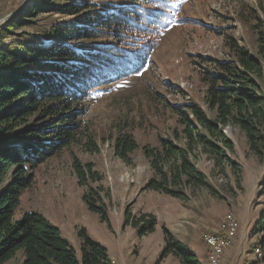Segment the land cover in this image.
I'll use <instances>...</instances> for the list:
<instances>
[{"label":"trees","instance_id":"trees-1","mask_svg":"<svg viewBox=\"0 0 264 264\" xmlns=\"http://www.w3.org/2000/svg\"><path fill=\"white\" fill-rule=\"evenodd\" d=\"M170 0H33L18 19L7 26L26 25L39 13L60 12L72 18L55 22L30 38L0 40V264L23 251L19 264H115L108 248L79 228V249L42 212L22 210V194L36 179V169L56 152L87 136L80 119L86 99L99 84L141 72L161 32L174 19ZM152 37L155 39L152 40ZM57 40H55V39ZM150 38V39H149ZM232 57L213 61L202 74L205 103L179 104L184 113V144L161 138L142 149L154 170L145 189L186 199L188 188L211 187L207 174L192 155L199 148L225 172L240 163L232 152L226 126L238 127L250 153L264 159V34L253 53L247 46L230 43ZM192 115V117L190 116ZM114 151L127 163L140 143L131 131L119 127ZM88 147L99 148L89 137ZM72 165L89 209L111 225L100 189L90 182L102 177L92 162L73 156ZM260 195H264V178ZM125 223L141 235L154 231L153 213L126 211ZM256 231L264 232V202ZM162 257L172 253L181 264H207L186 242L164 228Z\"/></svg>","mask_w":264,"mask_h":264},{"label":"rangeland","instance_id":"rangeland-1","mask_svg":"<svg viewBox=\"0 0 264 264\" xmlns=\"http://www.w3.org/2000/svg\"><path fill=\"white\" fill-rule=\"evenodd\" d=\"M170 1L176 4L174 19L155 37L158 41L149 63L141 72L92 89L85 101L87 111L80 119L90 134L81 133V139L40 164L34 183L21 196V209L42 212L77 249V231L85 227L108 248L115 264H181L172 253L162 257L164 228L190 245L207 264L212 263L205 233L230 236L218 264H264V232L255 229L264 202V195L259 193L264 159L248 151L245 135L238 127L226 126L225 132L234 142L232 156L240 163L239 168L223 172L197 148L193 160L207 174L211 187L188 188L186 199L145 189L154 170L142 149L144 144L158 145L162 137L184 144V113L177 105L198 102L207 108L202 74L214 60L232 57L230 43L257 52L259 37L264 34V0ZM32 3L0 0V19L25 5L0 23V40L11 43L35 34L50 38L46 33L55 22L73 17L60 12L39 13L26 25L9 28V20L18 19ZM262 84L264 88V78ZM120 126L140 143L129 163L114 151ZM89 137L97 144V151L89 149ZM73 156L92 162L102 177L90 184L102 190L111 225L101 221L84 201L89 186L79 183ZM128 209L135 215L155 214V230L141 235L138 228L126 225ZM229 215L235 220L232 232ZM23 257L19 250L6 264H19Z\"/></svg>","mask_w":264,"mask_h":264},{"label":"bare ground","instance_id":"bare-ground-1","mask_svg":"<svg viewBox=\"0 0 264 264\" xmlns=\"http://www.w3.org/2000/svg\"><path fill=\"white\" fill-rule=\"evenodd\" d=\"M227 220H228L229 231L230 232L234 231L236 227L234 218H232V216L229 215ZM218 237L211 233L204 234V240L211 247V248L209 247V258H210L209 261L212 264H218L221 261V257L225 247L231 242L230 236L225 238L223 237L218 238ZM257 251L260 253L259 249H257Z\"/></svg>","mask_w":264,"mask_h":264},{"label":"water","instance_id":"water-1","mask_svg":"<svg viewBox=\"0 0 264 264\" xmlns=\"http://www.w3.org/2000/svg\"><path fill=\"white\" fill-rule=\"evenodd\" d=\"M24 7H25V5L21 9H23ZM21 9L20 10H17V11H12V12L8 13L5 17H3L2 19H0V23H2L3 20H5L6 18L10 17L11 15L13 16V15L19 13L21 11Z\"/></svg>","mask_w":264,"mask_h":264},{"label":"built area","instance_id":"built-area-1","mask_svg":"<svg viewBox=\"0 0 264 264\" xmlns=\"http://www.w3.org/2000/svg\"><path fill=\"white\" fill-rule=\"evenodd\" d=\"M213 243H214V240H213Z\"/></svg>","mask_w":264,"mask_h":264}]
</instances>
